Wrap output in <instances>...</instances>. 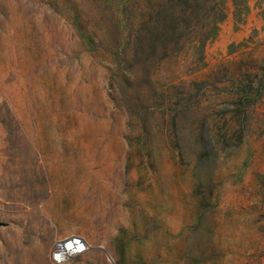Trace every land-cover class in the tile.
Instances as JSON below:
<instances>
[{
    "label": "rangeland",
    "instance_id": "1",
    "mask_svg": "<svg viewBox=\"0 0 264 264\" xmlns=\"http://www.w3.org/2000/svg\"><path fill=\"white\" fill-rule=\"evenodd\" d=\"M0 219V264H264V0H0Z\"/></svg>",
    "mask_w": 264,
    "mask_h": 264
},
{
    "label": "built area",
    "instance_id": "2",
    "mask_svg": "<svg viewBox=\"0 0 264 264\" xmlns=\"http://www.w3.org/2000/svg\"><path fill=\"white\" fill-rule=\"evenodd\" d=\"M89 248L90 243L86 237L70 234L55 240L51 250V258L54 264H65L84 254Z\"/></svg>",
    "mask_w": 264,
    "mask_h": 264
},
{
    "label": "trees",
    "instance_id": "3",
    "mask_svg": "<svg viewBox=\"0 0 264 264\" xmlns=\"http://www.w3.org/2000/svg\"><path fill=\"white\" fill-rule=\"evenodd\" d=\"M234 1L237 3V0H234ZM220 7H222V3H221V5H220ZM171 18H172V19H171V22H173V21H174V19H173V17H172V16H171ZM173 32H174V31H173ZM173 32H172V33H171V35H170V36H171V38H172V35H174V33H173ZM163 34H165V33H163ZM155 36L157 37V34H156V35H153V40H156ZM168 36H169V35H168ZM206 36H207V35H206ZM168 38H169V37H167V36H166V39H168ZM168 42H169V41H166V42L164 43V46H166Z\"/></svg>",
    "mask_w": 264,
    "mask_h": 264
},
{
    "label": "water",
    "instance_id": "4",
    "mask_svg": "<svg viewBox=\"0 0 264 264\" xmlns=\"http://www.w3.org/2000/svg\"><path fill=\"white\" fill-rule=\"evenodd\" d=\"M4 224H5V222L0 219V226L4 225Z\"/></svg>",
    "mask_w": 264,
    "mask_h": 264
}]
</instances>
